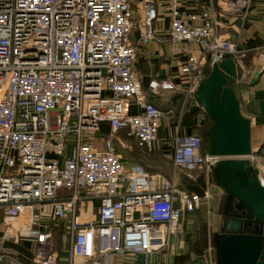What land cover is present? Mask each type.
<instances>
[{"label":"built area","instance_id":"2783aa9c","mask_svg":"<svg viewBox=\"0 0 264 264\" xmlns=\"http://www.w3.org/2000/svg\"><path fill=\"white\" fill-rule=\"evenodd\" d=\"M251 1L219 6L245 13ZM166 2L171 46H184L186 58L179 106L162 108L146 97L136 67L154 36L158 0H0V264H152L165 252L166 264H174L182 255L184 213L210 193L125 159L115 138L124 133L152 150L162 138V117L178 125L189 110L205 65L241 50L221 33L216 7L188 14L201 18L192 24L179 0ZM148 86L155 93L176 89L165 78ZM196 106L200 126L208 114ZM103 121L108 132L99 140L90 132ZM172 136V164L188 177L229 157L204 149L198 132L177 126ZM241 158L255 165L264 185L263 157L251 151ZM21 241L25 254L4 245ZM211 249L188 263L214 264Z\"/></svg>","mask_w":264,"mask_h":264},{"label":"crops","instance_id":"0c3cea01","mask_svg":"<svg viewBox=\"0 0 264 264\" xmlns=\"http://www.w3.org/2000/svg\"><path fill=\"white\" fill-rule=\"evenodd\" d=\"M219 2L220 0H179V9L186 21L192 24H199L201 22L199 16L191 20L188 14H200L202 10L209 6L216 7L217 11L215 14L224 23L221 33L235 41L238 48L241 50V55H227L226 57H234L241 70V76L234 81L233 87L239 99L242 114L250 119L251 151H254V146H259L264 140V0H252L245 13L224 10L219 6ZM169 24L170 13L167 2L166 0H158V16L154 20V36L150 42L144 46L136 59V67L141 72L142 87L146 90V97L162 108L170 105L174 107L179 106V99L182 95L184 83L181 66L186 58L185 47L183 46L180 51L172 48L170 43ZM138 33L137 20L135 19L132 28V38L135 39ZM164 78L173 82L176 85V89H166L156 93L149 89L148 84L151 80L160 82ZM132 110L137 111V108L132 105ZM196 121L197 118L195 113H192L190 110L184 112L178 125L176 120L168 115H164L161 119V126L159 129V134L162 138L155 142L154 148L148 151L137 147L139 149L132 153V159L127 160L138 161L137 158L140 159V156L150 158V155H154L155 153L156 156H168L171 161V152L174 142L172 135L176 131L177 126L180 133H193L196 127L198 128L202 125L197 126ZM101 126L105 130V134H107V122H101L100 127ZM166 135H169V137L165 138ZM115 142L117 141L115 140ZM135 147H132V149ZM141 160L142 161L138 162L148 170L161 171L167 176H172L173 174L172 172L164 170L163 166H153L144 161V159ZM192 175L194 179L191 178L195 180L199 173H192ZM174 177L176 179L178 175L174 174ZM180 181L183 187L193 190V182L184 177ZM203 190H208L212 195L211 200H209L211 205L210 209L212 206L214 210L222 209L224 201L226 200V193L217 183L214 174H208V178L203 183ZM196 211L195 209L192 212L184 213L181 223L182 230L180 233L182 255L180 257H174V264L182 262L188 263V261L199 262L201 260L200 254L208 244L200 245L197 242V237L194 236L193 238V235H190L189 229H187L191 226L192 221H195V216H198ZM209 213L210 211H207L206 215ZM207 217L209 218V215ZM221 223L223 224V221H221ZM183 229H185V232L187 231L189 233L188 241L184 237L185 232H183ZM220 230L217 232L218 237ZM4 245L10 247L13 251L24 254L27 253L26 248H23L21 244L5 242ZM215 258L216 264H219L218 252ZM166 261V252L165 254L159 253L156 255L155 261L152 264H166ZM132 264H141V261L137 260L132 262Z\"/></svg>","mask_w":264,"mask_h":264},{"label":"water","instance_id":"95a60500","mask_svg":"<svg viewBox=\"0 0 264 264\" xmlns=\"http://www.w3.org/2000/svg\"><path fill=\"white\" fill-rule=\"evenodd\" d=\"M240 76L234 57L212 62L189 110L196 112V102L204 106L213 122L209 150L229 156L212 166L217 183L226 193L218 237L219 261L221 264H264V228L258 227L256 233L247 228L253 221L263 225L264 185L255 178L251 163L241 158L251 152V123L242 114L233 87Z\"/></svg>","mask_w":264,"mask_h":264},{"label":"rangeland","instance_id":"374dc122","mask_svg":"<svg viewBox=\"0 0 264 264\" xmlns=\"http://www.w3.org/2000/svg\"><path fill=\"white\" fill-rule=\"evenodd\" d=\"M181 97V96H180ZM213 122L209 121L207 123H205L203 126L201 125L200 127H196V129H194V132H198L201 137H202V141H203V146L205 147H209L210 148V130H211V126H212ZM210 125V126H209ZM210 127V128H209ZM91 135H93L94 137L99 138V140L101 139V137H103V135L105 136L106 132L105 130L102 128L100 131H95V132H90ZM115 140L117 142L116 145L118 147L119 152L122 153V155L124 156V158L126 159H132V153H134L136 150H138L139 148H137L138 146H136V142L134 140V138L132 137H128L122 133L117 134ZM133 141V142H132ZM136 146V147H135ZM132 147H135L132 149ZM254 153H258L260 154L263 159H264V140L262 141V143L259 146H254ZM153 153V152H152ZM136 154V153H135ZM140 156V155H139ZM141 158L137 160L138 161H142L141 159H144V161H146L148 164L153 165V166H163V169L166 170L167 172H172V175H178V178H176V182L178 184L181 185V179L184 177L186 179H188L191 182H195V184L197 185V190L193 189L192 191L195 192H200V190L203 187V183L205 182V180L208 178V174H214L213 170H207V169H203V170H197L194 171L193 174L195 173H199V175H197V177L195 178V180H193L191 177H188L183 171L178 170L176 167H174V165L172 164V161H170L168 156H164V155H150V158H144L142 156H140ZM262 159V160H263ZM222 160V159H221ZM252 168H253V172L255 173V178L257 179V173H256V168L254 164H251ZM208 171V172H207ZM182 186V185H181ZM199 188V189H198ZM204 193V192H203ZM212 198V195L210 194V196L208 197H204L202 198L200 204H198L197 208H196V213H198V216H195L194 220L191 223V226L187 229H189V233L190 235H193L197 237V242L201 245L206 244V247H208L209 245L212 247V255H213V260H214V264H216V258L217 257V239H218V235L217 232L218 230L221 229L222 223L221 221H223V213H222V209L220 210H214L212 209L213 206L210 209V201ZM209 207V208H208ZM200 208V209H198ZM1 211L2 208L0 207V231L3 229V225L1 224ZM210 211L209 218L207 217L208 215H206V212ZM183 232H185V229H183ZM189 233L186 231L184 233V237L185 239L188 241L189 240ZM11 241V240H10ZM21 243H23V241H21ZM19 243V244H21ZM26 243L24 242L22 244L23 248H26ZM197 243V244H198ZM59 245H61V242L59 240L56 241V246L58 247Z\"/></svg>","mask_w":264,"mask_h":264},{"label":"trees","instance_id":"16d2710c","mask_svg":"<svg viewBox=\"0 0 264 264\" xmlns=\"http://www.w3.org/2000/svg\"><path fill=\"white\" fill-rule=\"evenodd\" d=\"M205 69H206V71H207V75L209 74V72H210V65H209V63L208 64H206L205 65ZM211 122L212 120H211V118L209 117V115H208V118L206 119V120H204V122L202 123L203 125L205 124V123H207V122ZM202 125V126H203ZM210 126V125H209ZM210 128V127H209ZM203 148L204 149H208L209 150V147H205V146H203ZM194 184V186H192L193 187V189H196L197 188V185L195 184V182L193 183ZM188 189V188H187ZM199 189V188H198ZM190 190V189H189ZM197 190V189H196ZM203 192H204V190H203V187H202V189L200 190V194H203ZM217 247H218V239H217ZM218 252V251H217ZM219 259V258H218ZM219 264H221L220 263V261H219Z\"/></svg>","mask_w":264,"mask_h":264},{"label":"flooded vegetation","instance_id":"af4514ba","mask_svg":"<svg viewBox=\"0 0 264 264\" xmlns=\"http://www.w3.org/2000/svg\"><path fill=\"white\" fill-rule=\"evenodd\" d=\"M223 219H224V217H223ZM251 224H247V228H248V230H250V232H258L259 230H257L258 229V224L256 223V225L255 226H250ZM259 225H260V223H259Z\"/></svg>","mask_w":264,"mask_h":264},{"label":"bare ground","instance_id":"6f19581e","mask_svg":"<svg viewBox=\"0 0 264 264\" xmlns=\"http://www.w3.org/2000/svg\"><path fill=\"white\" fill-rule=\"evenodd\" d=\"M101 128V127H100ZM98 131H100V129L98 130ZM127 136V135H126ZM128 137H132V136H128ZM133 138V137H132ZM135 140V139H134ZM136 142V141H135ZM137 144V143H136ZM138 146V145H137ZM140 148V147H139ZM142 149V148H141ZM144 150V149H143ZM170 177H173L174 179H175V177H174V175H172V176H170ZM176 180V179H175ZM186 188V187H185Z\"/></svg>","mask_w":264,"mask_h":264}]
</instances>
